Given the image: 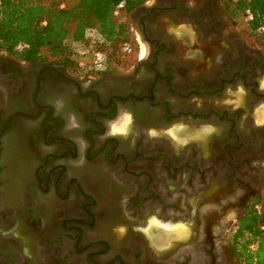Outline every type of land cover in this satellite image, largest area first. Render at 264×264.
Returning <instances> with one entry per match:
<instances>
[{
  "label": "flooded vegetation",
  "instance_id": "1",
  "mask_svg": "<svg viewBox=\"0 0 264 264\" xmlns=\"http://www.w3.org/2000/svg\"><path fill=\"white\" fill-rule=\"evenodd\" d=\"M230 5L146 0L129 16L143 50L118 69L0 52V133L34 117L0 135V197L9 154L29 168L26 199L0 210L16 231L0 264H238L233 236L264 192V50Z\"/></svg>",
  "mask_w": 264,
  "mask_h": 264
},
{
  "label": "trees",
  "instance_id": "2",
  "mask_svg": "<svg viewBox=\"0 0 264 264\" xmlns=\"http://www.w3.org/2000/svg\"><path fill=\"white\" fill-rule=\"evenodd\" d=\"M230 1V14L264 50V0ZM145 2L0 0V52L23 62L47 61L79 70L85 53H76L71 42L92 51L84 63L91 73L98 72L93 71L94 53L102 54L106 64L116 68L135 58L138 45L126 19ZM262 225L264 199L252 205L233 236L238 264H264Z\"/></svg>",
  "mask_w": 264,
  "mask_h": 264
},
{
  "label": "rangeland",
  "instance_id": "3",
  "mask_svg": "<svg viewBox=\"0 0 264 264\" xmlns=\"http://www.w3.org/2000/svg\"><path fill=\"white\" fill-rule=\"evenodd\" d=\"M126 20L130 24L129 19H126ZM131 33H132V38H133L134 42L139 46V52L140 51L142 52V50H143L142 48L143 47H142V43H140L141 42L140 38L136 35V33H134V31L131 30ZM95 37H96V35L93 34L92 38H95ZM247 38H248V41L250 43H252L253 45L257 44L253 40L252 37L248 36ZM68 44L79 55L85 53V55L82 58H80V64H79L80 69H79V72H81V74L89 73L90 71L87 68V66L84 65V63L87 62V59L89 58V55L92 54V51H89V48L86 49L85 47H83L80 44H73L71 42H68ZM88 51H89V53H88ZM133 59H134V57L130 58L129 61L133 60ZM119 66L120 65L116 66V69H118ZM93 71H98V70L93 69ZM98 72H100V71H98ZM263 85H264V78L259 80L258 86H259V88L262 89ZM234 91L238 95V94H240L242 89L238 86ZM253 115H255L256 122H258V123L261 122L260 120H263L264 108L255 107L253 109ZM260 115H262V116H260ZM240 126H241L240 128H242V129L244 128L243 123L242 124L240 123ZM174 130H175L174 131L175 134L171 131L170 132L171 135H169V136L172 137L173 139H177V140H175V142L178 141V140H185L186 138L181 136L182 134L186 135L185 132L188 135H190V133H191V132H188L185 129L183 130V128H178V129H174ZM180 137H183V138L179 139ZM194 138H195V136H194ZM20 144H22V143H20ZM8 157L9 158H7V160H8L7 185L5 187V184H4V187H5L4 190H6V191H4L3 196L0 197V210H4L7 206H8V208L19 207L21 205V203L26 199V194H25L26 193V191H25L26 189L25 188H26V183H27L26 182V179H27L26 172L29 171V168H27L28 167V165H27L28 163L26 161L27 158L24 155H23L24 158L22 156L18 157V152L17 151H13L12 153L9 154ZM31 169L32 168H30V175H31ZM262 199H264V192H263ZM45 212H48V211L45 210L44 213ZM34 213L36 214V211ZM40 214H42V212ZM151 214H153V213H151ZM44 218L47 219V217H44ZM153 218H156V217L154 215L147 216L145 221L143 222V225L139 226L140 228L145 227L144 224L147 223L150 227H148V225H147V227H145V230L148 228L146 232H147V235H150V237H151L150 229L152 227H154L155 224H156V223H154L155 221H153ZM17 219L18 218L15 217L14 221L15 220L17 221ZM38 220H39V224L41 225L42 224V220H40V219H38ZM44 221H46V220H44ZM13 225H14L13 223H10V224H8V226H6V224L0 222V233L12 230V233L14 234L16 231L12 228ZM126 227H128V225L125 224L123 226V229L126 228ZM16 229L19 232L17 234H22V232L20 231V227H16ZM120 229H122V228H120ZM120 229H119V232H120ZM25 230H27V229H25ZM121 232L119 234H121ZM25 237H28V235L25 234ZM28 239L30 240V238H28ZM26 249H27V247H26ZM28 253L35 257L34 251H33V249L31 247H29V252ZM5 256L6 255H4V257ZM33 261H34V264H41L36 258Z\"/></svg>",
  "mask_w": 264,
  "mask_h": 264
},
{
  "label": "built area",
  "instance_id": "4",
  "mask_svg": "<svg viewBox=\"0 0 264 264\" xmlns=\"http://www.w3.org/2000/svg\"><path fill=\"white\" fill-rule=\"evenodd\" d=\"M106 58L100 53H94L93 68L98 71H103L106 68ZM264 231V225L261 226Z\"/></svg>",
  "mask_w": 264,
  "mask_h": 264
},
{
  "label": "water",
  "instance_id": "5",
  "mask_svg": "<svg viewBox=\"0 0 264 264\" xmlns=\"http://www.w3.org/2000/svg\"><path fill=\"white\" fill-rule=\"evenodd\" d=\"M14 117H19V118H24V119H32V118H34V117H29V116H27V115H25V114H21V113L13 114V115L10 116V117L8 118V120L5 122V124H4L3 128H2V131H1L0 135L2 134V132H3L4 128L6 127V125L8 124V122H9L11 119H13Z\"/></svg>",
  "mask_w": 264,
  "mask_h": 264
},
{
  "label": "bare ground",
  "instance_id": "6",
  "mask_svg": "<svg viewBox=\"0 0 264 264\" xmlns=\"http://www.w3.org/2000/svg\"><path fill=\"white\" fill-rule=\"evenodd\" d=\"M260 116H262V115H260Z\"/></svg>",
  "mask_w": 264,
  "mask_h": 264
}]
</instances>
